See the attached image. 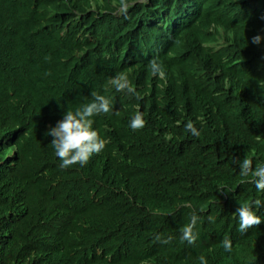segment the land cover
<instances>
[{"label": "clouds", "instance_id": "obj_1", "mask_svg": "<svg viewBox=\"0 0 264 264\" xmlns=\"http://www.w3.org/2000/svg\"><path fill=\"white\" fill-rule=\"evenodd\" d=\"M0 14L10 19L0 23V127L26 117L9 132L0 226L16 218L37 186L50 192L70 186L74 171L104 153L102 170L111 173L94 174L101 176L97 187L76 209L51 212V204H34L22 217L44 241L66 237L75 249L88 240L69 231L74 218L90 229L106 224L99 209L87 212L83 196L146 208L138 192L152 177L147 145L162 128L195 134L197 97L210 112L204 146L220 150L202 178L217 173L227 180L208 204L202 238L194 233L195 215L181 229L188 243L183 260L264 264V0H0ZM102 24L119 34V47L98 30ZM136 43L141 48L133 49ZM109 76L107 97L91 94L95 80ZM111 103L118 105L115 120L94 126ZM229 139L238 140L239 153L223 150Z\"/></svg>", "mask_w": 264, "mask_h": 264}, {"label": "trees", "instance_id": "obj_2", "mask_svg": "<svg viewBox=\"0 0 264 264\" xmlns=\"http://www.w3.org/2000/svg\"><path fill=\"white\" fill-rule=\"evenodd\" d=\"M4 20L10 19L0 14V23ZM98 30L112 38L116 47L122 44L119 34L106 24H102ZM89 63L92 66L95 62ZM109 79L110 76L96 79L91 94L95 91L107 97ZM193 101V116L190 121L196 129L195 134L189 131L179 136L174 130L162 128L159 137L147 145L146 165L152 177L147 179L138 192L140 203L146 208L131 210V205L127 202L120 206L109 201L97 204L90 195L83 196L87 212L93 215L99 209L106 224H97L90 229L85 222L74 218L69 231L88 240L75 249L70 246L66 237L44 241L42 232L33 230L30 217H22L34 204L36 207L44 203L51 204V212L57 211L58 207L61 212L76 209L81 196L97 187L95 181L101 176L94 174L107 165L108 155L104 153L83 168V171H74V182L70 186L57 188L53 192L37 186L38 192L34 198H30L26 207L18 209L16 218L0 226V264H130V261H124L127 255L133 256L131 261L142 260L149 264H185L184 249L188 247V243L181 240V229L195 215L197 223L194 233L197 239L202 238L204 225L210 219L208 204L218 195L216 187L227 180L217 173L206 182L202 178V174L212 173L211 164L214 160L210 156L219 154L220 150L215 146H204L205 135L202 132L210 112L197 97H193ZM117 110L118 105L111 103L110 112L95 116L93 125L102 126L114 121ZM25 120L26 117L15 116L5 128L0 127V173L5 169L3 161L11 145L6 144L9 132ZM205 128L208 129L207 126ZM223 150L228 154L239 153L238 140L229 139ZM105 174L106 169L102 170V175ZM81 181L84 182L83 187L80 186ZM240 204L237 203L233 211ZM2 206L0 200V207ZM227 216L233 222L229 212ZM87 249L84 253L83 250ZM99 250L104 254L101 258L95 254ZM159 254L168 255L164 262L154 257ZM229 264H235L234 260L229 261Z\"/></svg>", "mask_w": 264, "mask_h": 264}, {"label": "bare ground", "instance_id": "obj_3", "mask_svg": "<svg viewBox=\"0 0 264 264\" xmlns=\"http://www.w3.org/2000/svg\"><path fill=\"white\" fill-rule=\"evenodd\" d=\"M197 1H199V0H197ZM122 13L124 14V12L122 11ZM192 16L193 15H191V18H192ZM152 19V17L150 18V20ZM116 20V19H115ZM167 23H165V22H163L162 23V25H166ZM169 29H172V26L169 28ZM172 33H169L168 34V37L171 35ZM164 35V34H163ZM150 38H152V41H158L157 40V36L156 35H154V34H150ZM139 45H137V43H136V45H135V47L133 48V49H139V48H141V47H138ZM137 57H139V56H137ZM25 87H28V84L25 86ZM67 96H68V94H66ZM133 98H134V100H136V96H133ZM87 99V98H86ZM173 121H175L176 120V116H174L173 118ZM144 121H145V119H144ZM21 132V131H20ZM116 133V130H114L113 131V133L112 134H115ZM12 134V133H11ZM18 134V133H17ZM10 143H11V141L8 139V141H6V144H8V145H10ZM106 173L107 174H110L111 173V171H110V169L109 168H106ZM113 180L115 179V177L114 176H112L111 177ZM38 188V187H37ZM67 189V188H66ZM71 191V190H70ZM69 191V192H70ZM65 192V191H64ZM70 194H72L71 192H70ZM61 195V194H60ZM64 195V194H63ZM58 198V197H57ZM68 198V197H67ZM76 198V197H75ZM74 198V199H75ZM42 199V198H41ZM71 199V198H70ZM80 199V198H79ZM106 199H108V197L106 198ZM72 200V199H71ZM90 200V199H89ZM34 202V201H33ZM52 202V201H51ZM97 204H98V202H96ZM94 204V203H93ZM69 205V204H68ZM39 206V205H38ZM64 206V205H63ZM66 206V205H65ZM90 208V207H89ZM70 210V209H69ZM72 210V209H71ZM90 210V209H89ZM94 210H95V207H94ZM55 211V210H54ZM93 212V211H92ZM91 214V213H90ZM20 216V215H19ZM264 224V223H263ZM27 225V224H26ZM25 231H26V229H25ZM16 247V246H15ZM37 250V249H36ZM125 258L126 259H124V261H126V262H129V261H131L132 259H133V256L132 255H127V256H125Z\"/></svg>", "mask_w": 264, "mask_h": 264}]
</instances>
